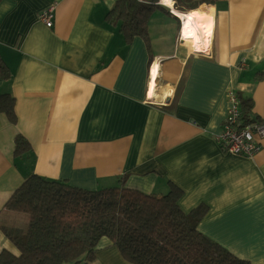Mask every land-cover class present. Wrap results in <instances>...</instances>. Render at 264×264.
<instances>
[{
  "label": "crops",
  "instance_id": "crops-1",
  "mask_svg": "<svg viewBox=\"0 0 264 264\" xmlns=\"http://www.w3.org/2000/svg\"><path fill=\"white\" fill-rule=\"evenodd\" d=\"M119 0H0V227L27 217L5 204L30 176L87 191L124 186L146 195L182 191L185 213L206 207L197 230L240 260L264 264V139L251 159L216 136L228 93L249 101L245 121L264 120V0H214L205 53L191 50L171 7L158 0L147 36L124 40ZM53 8V25L38 14ZM158 70L154 90L150 69ZM152 91V96H149ZM242 109V107H241ZM243 118V116H242ZM27 151L15 153V138ZM19 252L0 229V251ZM66 264H130L107 238L93 258Z\"/></svg>",
  "mask_w": 264,
  "mask_h": 264
},
{
  "label": "trees",
  "instance_id": "trees-1",
  "mask_svg": "<svg viewBox=\"0 0 264 264\" xmlns=\"http://www.w3.org/2000/svg\"><path fill=\"white\" fill-rule=\"evenodd\" d=\"M214 0H174L177 10H194ZM158 0H119L113 16L127 43L147 36V22ZM10 73L0 59V81ZM241 115L250 109L240 99ZM0 112L14 120L13 100L0 96ZM27 151L15 138V153ZM96 191L78 189L59 180L28 177L12 194L5 209L22 213V228L1 226L18 256L0 251V264H66L93 258L102 238L109 239L130 264H249L197 230L206 213L199 206L185 213L179 206L182 191L171 185L162 196L146 195L124 186Z\"/></svg>",
  "mask_w": 264,
  "mask_h": 264
},
{
  "label": "built area",
  "instance_id": "built-area-1",
  "mask_svg": "<svg viewBox=\"0 0 264 264\" xmlns=\"http://www.w3.org/2000/svg\"><path fill=\"white\" fill-rule=\"evenodd\" d=\"M170 12L179 18L182 26L181 16L171 8ZM53 17V8H49L38 14L39 21L43 22L49 28L53 25ZM149 75L150 82H154L157 72L152 76V69H150ZM228 97L229 109L222 130L216 136V140L223 152L251 159L261 149V141L264 139V120H243L240 100L233 93H228Z\"/></svg>",
  "mask_w": 264,
  "mask_h": 264
},
{
  "label": "bare ground",
  "instance_id": "bare-ground-1",
  "mask_svg": "<svg viewBox=\"0 0 264 264\" xmlns=\"http://www.w3.org/2000/svg\"><path fill=\"white\" fill-rule=\"evenodd\" d=\"M162 3L165 6L171 7L170 0H163ZM213 8L207 6L197 10H193L188 13H181L179 16L182 18L181 26V38L188 47L197 53H205L210 47L211 38L213 36L215 23L213 16ZM152 76H154L158 70L156 64L152 65ZM152 90H154V82H151ZM149 96H152V91Z\"/></svg>",
  "mask_w": 264,
  "mask_h": 264
}]
</instances>
